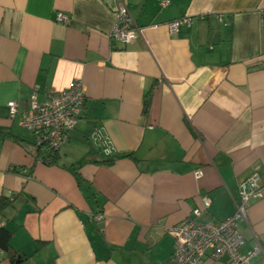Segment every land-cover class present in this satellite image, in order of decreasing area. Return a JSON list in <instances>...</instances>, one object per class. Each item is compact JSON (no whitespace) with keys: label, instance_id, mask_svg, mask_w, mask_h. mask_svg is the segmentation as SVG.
I'll use <instances>...</instances> for the list:
<instances>
[{"label":"crops","instance_id":"0c3cea01","mask_svg":"<svg viewBox=\"0 0 264 264\" xmlns=\"http://www.w3.org/2000/svg\"><path fill=\"white\" fill-rule=\"evenodd\" d=\"M165 1L126 0L140 30L122 44L110 38L117 0H0V196L16 197L2 215L14 264H171L165 228L204 195L199 220L230 217L254 171L239 252L259 244L249 264H264V0ZM183 16L190 24L170 33ZM74 81L84 106L46 165L18 121L33 91L42 102ZM0 264H12L1 249Z\"/></svg>","mask_w":264,"mask_h":264},{"label":"built area","instance_id":"2783aa9c","mask_svg":"<svg viewBox=\"0 0 264 264\" xmlns=\"http://www.w3.org/2000/svg\"><path fill=\"white\" fill-rule=\"evenodd\" d=\"M166 0L163 4H167ZM67 15L58 12L56 21L67 22ZM182 24L189 25L190 18L183 16L168 23L170 33H177ZM139 28L129 12L126 0H117L116 21L110 38L114 42L126 44L132 41ZM85 102V89L80 81H74L67 88L48 95L42 102L36 100L35 91L31 94V105L19 118V125L31 131L36 148L45 146L50 150H58L68 138V132L78 122ZM7 108L10 118L18 114L17 103L8 101ZM97 131L92 140H100ZM109 153V152H107ZM197 177L201 170L195 172ZM260 175L254 171L238 185L239 199L235 201L234 213L222 220H199L202 212L211 204L208 195L201 197V205L193 208L191 214L182 221L165 228V232L173 238L171 264H200L209 256L217 259L226 255L232 264H249L250 258L261 251L256 244L248 254H241L240 247L244 243L243 236L237 230L238 221L246 219L249 199L261 190ZM98 217V216H97ZM99 218V217H98ZM5 224L0 215V227Z\"/></svg>","mask_w":264,"mask_h":264},{"label":"trees","instance_id":"16d2710c","mask_svg":"<svg viewBox=\"0 0 264 264\" xmlns=\"http://www.w3.org/2000/svg\"><path fill=\"white\" fill-rule=\"evenodd\" d=\"M145 107L147 108V102H145ZM36 156L37 158H39V160L42 163L46 165H51L57 162L58 151L50 150L45 146H40L37 149ZM15 198H16L15 195L11 197L0 196V215L1 216L4 214V211L6 209L10 207H14ZM10 238H11V232L7 228H5V225L1 226L0 227V249L7 254L10 262L14 264L15 255L10 245Z\"/></svg>","mask_w":264,"mask_h":264},{"label":"water","instance_id":"95a60500","mask_svg":"<svg viewBox=\"0 0 264 264\" xmlns=\"http://www.w3.org/2000/svg\"><path fill=\"white\" fill-rule=\"evenodd\" d=\"M58 151V150H57Z\"/></svg>","mask_w":264,"mask_h":264}]
</instances>
